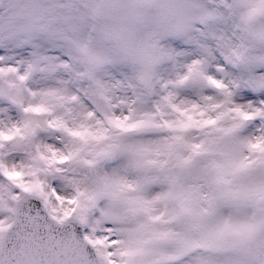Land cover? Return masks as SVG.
<instances>
[{"label":"snow or ice","instance_id":"snow-or-ice-1","mask_svg":"<svg viewBox=\"0 0 264 264\" xmlns=\"http://www.w3.org/2000/svg\"><path fill=\"white\" fill-rule=\"evenodd\" d=\"M0 264H264V0H0Z\"/></svg>","mask_w":264,"mask_h":264}]
</instances>
